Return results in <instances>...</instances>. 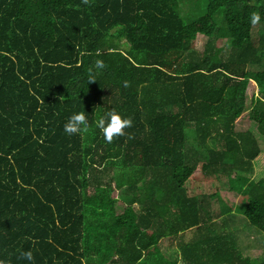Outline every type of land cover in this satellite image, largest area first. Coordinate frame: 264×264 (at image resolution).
<instances>
[{
  "label": "trees",
  "instance_id": "trees-1",
  "mask_svg": "<svg viewBox=\"0 0 264 264\" xmlns=\"http://www.w3.org/2000/svg\"><path fill=\"white\" fill-rule=\"evenodd\" d=\"M180 9L0 0L2 264H177L166 239L181 264H264L228 228L241 212L264 236V0ZM113 109L131 126L109 143L95 121ZM78 111L88 129L69 135ZM190 179L225 182L222 207Z\"/></svg>",
  "mask_w": 264,
  "mask_h": 264
},
{
  "label": "rangeland",
  "instance_id": "rangeland-1",
  "mask_svg": "<svg viewBox=\"0 0 264 264\" xmlns=\"http://www.w3.org/2000/svg\"><path fill=\"white\" fill-rule=\"evenodd\" d=\"M180 2V10L181 14L186 22L192 21V19H196L197 17H200L201 15H204L206 13V0H179ZM221 16V14H219ZM207 37L205 35H198L196 41H197V48L199 50H202L205 46ZM124 42V40H122ZM124 44V43H123ZM125 45H122V47ZM257 93V87L255 82L251 81L247 91V100L250 101L254 94ZM249 126V124H244L241 121L237 122V128L238 129H245ZM199 172V169L196 170L195 174ZM187 186H191V189L194 192H202L205 191L207 194H215L214 201L216 202V207H222L223 203L221 200H219L216 195L222 194L223 197L225 195L222 193V189H228L225 182L214 181L212 182H199L193 181L190 179L187 182ZM116 195L122 196L121 192L114 193ZM227 195L237 203V196L233 193L227 192ZM229 220L231 224L228 226L229 229H232V227L237 230V232L240 233L241 239H243L244 244L247 246L244 254L250 256L254 259V261H261L264 259V242H257L256 239L259 238L257 228L252 226L248 220L242 216L241 212H235L233 215H228ZM227 216V217H228ZM226 217V216H225ZM220 220V219H219ZM260 233V232H259ZM261 234V233H260ZM262 235V234H261ZM263 236V235H262ZM264 237V236H263Z\"/></svg>",
  "mask_w": 264,
  "mask_h": 264
},
{
  "label": "clouds",
  "instance_id": "clouds-1",
  "mask_svg": "<svg viewBox=\"0 0 264 264\" xmlns=\"http://www.w3.org/2000/svg\"><path fill=\"white\" fill-rule=\"evenodd\" d=\"M261 19L259 13H252L250 16V23L256 24ZM97 67H103L100 61H97ZM90 77L89 81H92ZM127 86V82H125ZM95 125L103 134V138L106 142H111L114 137L124 134V129L131 126V120L119 110H110L101 114L95 121ZM88 129V120L84 111H78L71 114L64 124V132L67 134H75ZM22 255L29 261L32 260L31 251H25ZM2 264V262H0Z\"/></svg>",
  "mask_w": 264,
  "mask_h": 264
},
{
  "label": "crops",
  "instance_id": "crops-1",
  "mask_svg": "<svg viewBox=\"0 0 264 264\" xmlns=\"http://www.w3.org/2000/svg\"><path fill=\"white\" fill-rule=\"evenodd\" d=\"M166 240H167V241L170 243V245L173 246V248L175 249V252H174L173 257H177V260H178V263H177V264H181V260H180V259H181V257H180L181 254L178 253V256H177V251H178V249H177L176 246H175V245H176V241H174V244H175V245H174V244L172 243L171 239H166ZM172 252H173V250L170 251L169 254L172 253Z\"/></svg>",
  "mask_w": 264,
  "mask_h": 264
}]
</instances>
